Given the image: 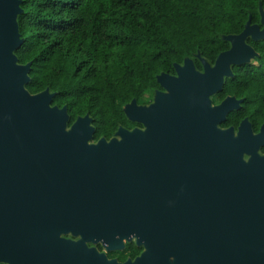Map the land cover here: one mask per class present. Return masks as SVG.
Here are the masks:
<instances>
[{
    "label": "water",
    "instance_id": "obj_1",
    "mask_svg": "<svg viewBox=\"0 0 264 264\" xmlns=\"http://www.w3.org/2000/svg\"><path fill=\"white\" fill-rule=\"evenodd\" d=\"M20 4L0 0V262L264 264V124L256 134L247 119L237 134L218 128L239 104L210 100L234 65L257 56L247 39L264 38V12L261 24L250 18L225 37L231 47L214 64L201 58L203 72L186 59L175 64L178 77L158 75L171 94H161L157 116L155 106L128 103L126 115L145 130L120 127L94 142L89 115L69 127L67 107L52 106L55 93L26 89L31 63L15 54ZM247 198L261 215L251 252L235 247L230 217L236 199ZM131 234L147 247L134 261L109 260L87 244L117 247Z\"/></svg>",
    "mask_w": 264,
    "mask_h": 264
},
{
    "label": "trees",
    "instance_id": "obj_2",
    "mask_svg": "<svg viewBox=\"0 0 264 264\" xmlns=\"http://www.w3.org/2000/svg\"><path fill=\"white\" fill-rule=\"evenodd\" d=\"M20 7L22 43L15 54L19 63H31L26 89L55 93L52 106L67 107L69 127L89 115L97 142L134 126L125 106L158 86L157 75L174 73L175 63L193 59L202 69L204 58L214 64L231 47L227 35L242 32L250 18L261 24L264 0H21ZM247 42L257 56L232 67L221 96L243 98L258 131L264 38Z\"/></svg>",
    "mask_w": 264,
    "mask_h": 264
},
{
    "label": "flooded vegetation",
    "instance_id": "obj_3",
    "mask_svg": "<svg viewBox=\"0 0 264 264\" xmlns=\"http://www.w3.org/2000/svg\"><path fill=\"white\" fill-rule=\"evenodd\" d=\"M193 62H194V60H193ZM184 63L185 62L180 63V64L184 65ZM195 68L199 72L204 71V67L202 69H199L195 66ZM232 70H233V68H232ZM165 74H168V75L174 76V77H178V71H177L176 67L174 69V73H165ZM157 82H158V80H157ZM221 91L216 92L210 96L212 107L219 105L227 97H232V96L236 98V101L238 102L239 105H238V107H236V108H234L228 112V114L226 115L225 121L218 124V128L227 129V128L233 127L235 130V133L237 134L239 126L241 125L242 121L244 119H247L252 126L254 134L258 133L260 131V129L258 131H255L254 127H253L252 120L250 119V118H252V114L251 113L246 114L247 109L245 108L244 99L238 98L235 95H225L224 97H222ZM161 94H169L170 95L171 92L164 85H162L160 82H158V86L153 88L151 91L145 92L139 99H135L136 104L140 107L155 106V111H156V116H157L158 112L160 111L159 107H160ZM229 118H231L232 120H237L238 118H241V120H240L238 125L231 124L227 127H224L223 124ZM128 119L132 123H134V126L132 128H128V127H124V128H126L128 130H133L134 128H138L140 130L146 129V125L142 121H138V120L133 121L130 118H128ZM259 153L261 155H264V152L262 151V147L260 148ZM245 157L248 160L250 158V155L244 154V159H245ZM162 174L163 173L157 172V175L162 176ZM164 174L167 175L168 172H165ZM237 199H236L235 204H234V211H232L231 216H230L232 219L231 222H232L233 228L232 227L231 228L234 232L235 247H237L238 249L243 250V251L251 252L256 247L260 246L261 227H260L259 218L261 215L259 214L258 211H256V209L254 208L253 201H250L249 198H247L248 199L247 202H245V200L244 201H238ZM262 215L264 217V211H263ZM262 234H263V245H264V233L262 232ZM75 240H77V239H75ZM121 242H122V245L117 246V247H109V244L104 242V240H102V239L89 240V241H87V244L89 247L95 248L99 253L105 254L109 260L115 259L120 263L126 262L127 260L134 261L136 258L142 256V254L147 250L145 242L144 241L139 242L138 236L135 234H131L130 236L121 237ZM170 260H171L172 264H174V257L173 256L170 257ZM0 263H3V262H0Z\"/></svg>",
    "mask_w": 264,
    "mask_h": 264
},
{
    "label": "rangeland",
    "instance_id": "obj_4",
    "mask_svg": "<svg viewBox=\"0 0 264 264\" xmlns=\"http://www.w3.org/2000/svg\"><path fill=\"white\" fill-rule=\"evenodd\" d=\"M247 160V158L245 157ZM62 236L67 237V238H72V239H79L80 236H73L72 233H67V234H62Z\"/></svg>",
    "mask_w": 264,
    "mask_h": 264
}]
</instances>
